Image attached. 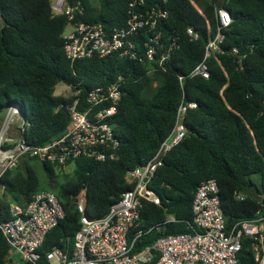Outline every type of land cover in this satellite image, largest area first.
<instances>
[{"label": "trees", "instance_id": "16d2710c", "mask_svg": "<svg viewBox=\"0 0 264 264\" xmlns=\"http://www.w3.org/2000/svg\"><path fill=\"white\" fill-rule=\"evenodd\" d=\"M77 1L83 7L77 20L112 27L125 23L132 0H97L96 5L67 0L70 5ZM150 2L167 11L164 32L178 37L179 48L163 69L147 75L142 64L117 53L70 62L63 51L68 20L52 13L51 0H0V110L14 106L22 112L27 142L40 145L65 131L66 104L75 98L73 92L78 91L82 110L90 88L108 84L118 74L125 77L124 94L108 119L118 139L114 158H77L66 176L62 165L26 157L0 178V224L9 218L10 201L24 205L41 189L53 192L64 211L39 248L38 264H46L44 253L71 241L80 228L76 202L81 192L85 214L99 218L134 186L127 172L156 155L175 125L181 101L195 103L180 117L184 136L163 152L147 183L160 203L142 200L140 211L139 227L159 225L140 237L136 249L161 235L196 230L193 193L210 178L217 181L226 224L250 219L256 211L264 214V199L256 197L264 192V0L221 1L231 23L220 44L222 52L206 59L207 78L189 73L214 33V0ZM189 25L196 39L186 33ZM59 79L70 87L68 97L54 95ZM169 216L175 221L165 222ZM251 242L243 237L238 264H256ZM11 255L0 231V264H10Z\"/></svg>", "mask_w": 264, "mask_h": 264}, {"label": "built area", "instance_id": "2783aa9c", "mask_svg": "<svg viewBox=\"0 0 264 264\" xmlns=\"http://www.w3.org/2000/svg\"><path fill=\"white\" fill-rule=\"evenodd\" d=\"M221 1L226 0H214V33L190 76L207 78L206 59L222 52L220 44L225 39L231 15L221 6ZM51 10L55 15H66L70 25V30L63 32V51L70 62L117 53L142 64L148 75L163 69L164 62L179 48L178 37L164 32L162 23L167 18V11L150 0L129 2L125 23L112 27L77 20L76 14L83 12L79 1L70 5L67 0H51ZM186 33L191 39L197 38L190 25L186 27ZM232 51L236 53L237 49ZM182 78L178 76L180 82ZM124 80L125 77L118 74L110 83L90 88L82 110L78 109V91L73 92L75 98L66 104L68 124L65 131L40 145L25 140L23 132L27 122L22 112L17 107H8L0 124V178L26 157L62 166L74 163L80 157L100 161L114 158L118 139L108 119L124 94ZM194 106V102H180L175 125L160 145L164 151L184 136L180 117L187 108ZM158 164L159 161L151 164L149 160L129 170L127 175L134 181V186L124 191L99 218L85 214L81 192L76 202L80 228L71 241L61 247L53 246L44 253L46 264H238L237 254L243 237L252 238L250 248L256 264H264V214L256 211L250 219L226 224L214 178L201 181L193 193L191 211L196 230L158 236L137 250L140 237L159 225L147 229L139 227L142 200L160 203L157 194L147 187ZM235 196L242 199L238 194ZM256 197L263 201L264 192ZM8 211L9 218L0 224V231L12 250L10 264L20 261L38 264L41 259L39 248L46 234L64 215L58 198L51 191L37 190L24 205L10 201ZM168 221H175V218L169 216L165 222Z\"/></svg>", "mask_w": 264, "mask_h": 264}, {"label": "rangeland", "instance_id": "374dc122", "mask_svg": "<svg viewBox=\"0 0 264 264\" xmlns=\"http://www.w3.org/2000/svg\"><path fill=\"white\" fill-rule=\"evenodd\" d=\"M90 2L94 5L97 4V0H90ZM65 32L70 30V25L67 24L65 26ZM53 93L54 95H59V96H65V97H68L69 95L72 94L71 90H70V87L68 85H65L64 83L62 82H58L55 86H54V90H53ZM3 115H4V109L3 110H0V124H1V121L3 119ZM73 169H74V164L73 163H69V164H66L63 166V175H70L72 174L73 172ZM252 179L257 182V177L255 175L252 176Z\"/></svg>", "mask_w": 264, "mask_h": 264}, {"label": "water", "instance_id": "95a60500", "mask_svg": "<svg viewBox=\"0 0 264 264\" xmlns=\"http://www.w3.org/2000/svg\"><path fill=\"white\" fill-rule=\"evenodd\" d=\"M59 81H60V79H59ZM163 152H164V148L160 147L159 150L157 151L156 155L150 160V163L152 164V163L159 161ZM147 180H148V178L146 177L145 181H147Z\"/></svg>", "mask_w": 264, "mask_h": 264}, {"label": "crops", "instance_id": "0c3cea01", "mask_svg": "<svg viewBox=\"0 0 264 264\" xmlns=\"http://www.w3.org/2000/svg\"><path fill=\"white\" fill-rule=\"evenodd\" d=\"M5 111V110H4ZM1 119V118H0Z\"/></svg>", "mask_w": 264, "mask_h": 264}]
</instances>
